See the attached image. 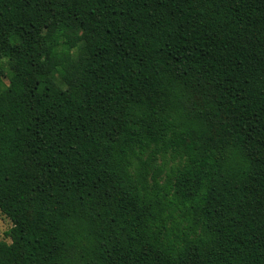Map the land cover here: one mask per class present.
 Returning a JSON list of instances; mask_svg holds the SVG:
<instances>
[{"label": "trees", "instance_id": "1", "mask_svg": "<svg viewBox=\"0 0 264 264\" xmlns=\"http://www.w3.org/2000/svg\"><path fill=\"white\" fill-rule=\"evenodd\" d=\"M0 264H264V0H0Z\"/></svg>", "mask_w": 264, "mask_h": 264}, {"label": "rangeland", "instance_id": "2", "mask_svg": "<svg viewBox=\"0 0 264 264\" xmlns=\"http://www.w3.org/2000/svg\"><path fill=\"white\" fill-rule=\"evenodd\" d=\"M12 222L0 212V241H6L10 243V240L6 237V233L11 229Z\"/></svg>", "mask_w": 264, "mask_h": 264}]
</instances>
